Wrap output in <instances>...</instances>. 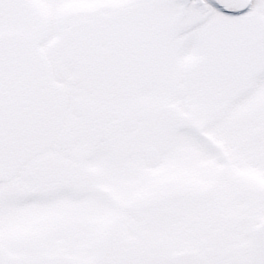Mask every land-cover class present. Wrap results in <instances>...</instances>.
Segmentation results:
<instances>
[{
  "label": "snow or ice",
  "instance_id": "6c2138e0",
  "mask_svg": "<svg viewBox=\"0 0 264 264\" xmlns=\"http://www.w3.org/2000/svg\"><path fill=\"white\" fill-rule=\"evenodd\" d=\"M0 264H264V0H0Z\"/></svg>",
  "mask_w": 264,
  "mask_h": 264
}]
</instances>
